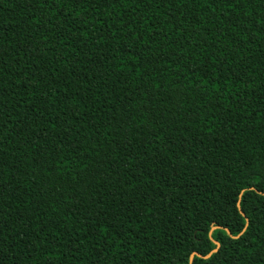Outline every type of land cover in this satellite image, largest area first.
<instances>
[{
  "label": "trees",
  "instance_id": "1",
  "mask_svg": "<svg viewBox=\"0 0 264 264\" xmlns=\"http://www.w3.org/2000/svg\"><path fill=\"white\" fill-rule=\"evenodd\" d=\"M0 264H264V0H0Z\"/></svg>",
  "mask_w": 264,
  "mask_h": 264
},
{
  "label": "water",
  "instance_id": "2",
  "mask_svg": "<svg viewBox=\"0 0 264 264\" xmlns=\"http://www.w3.org/2000/svg\"><path fill=\"white\" fill-rule=\"evenodd\" d=\"M238 205H239V202H238ZM226 230L229 232L228 229H226ZM215 243H216V248H214L211 252L216 251L217 248L219 247V243H218L217 241H215ZM211 252H209V253H208L207 255H205L204 257H208V256L211 254ZM195 254L198 255V256H201L199 253H197V252H193V253L191 254V256H190V263H191L192 258H193V256H194Z\"/></svg>",
  "mask_w": 264,
  "mask_h": 264
}]
</instances>
